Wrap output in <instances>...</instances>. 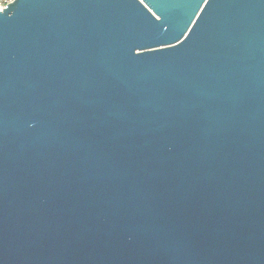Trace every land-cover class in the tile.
Here are the masks:
<instances>
[{"label":"water","instance_id":"water-1","mask_svg":"<svg viewBox=\"0 0 264 264\" xmlns=\"http://www.w3.org/2000/svg\"><path fill=\"white\" fill-rule=\"evenodd\" d=\"M0 264H264V0L0 11Z\"/></svg>","mask_w":264,"mask_h":264},{"label":"built area","instance_id":"built-area-1","mask_svg":"<svg viewBox=\"0 0 264 264\" xmlns=\"http://www.w3.org/2000/svg\"><path fill=\"white\" fill-rule=\"evenodd\" d=\"M16 0H0V11L7 9L10 4L14 3Z\"/></svg>","mask_w":264,"mask_h":264}]
</instances>
